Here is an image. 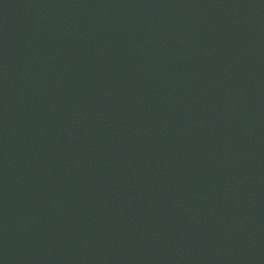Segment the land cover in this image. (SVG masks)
Returning <instances> with one entry per match:
<instances>
[{
    "label": "water",
    "instance_id": "water-1",
    "mask_svg": "<svg viewBox=\"0 0 264 264\" xmlns=\"http://www.w3.org/2000/svg\"><path fill=\"white\" fill-rule=\"evenodd\" d=\"M0 264H264V0H0Z\"/></svg>",
    "mask_w": 264,
    "mask_h": 264
}]
</instances>
